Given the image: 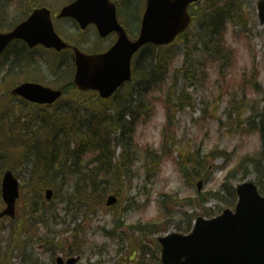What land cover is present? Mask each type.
<instances>
[{
    "label": "rangeland",
    "instance_id": "1",
    "mask_svg": "<svg viewBox=\"0 0 264 264\" xmlns=\"http://www.w3.org/2000/svg\"><path fill=\"white\" fill-rule=\"evenodd\" d=\"M21 1L2 0L4 12L3 17L0 15V19L4 22L5 20L8 22H14L16 19L18 22L24 20L23 15L16 11H19ZM47 1L56 8L63 5L66 0ZM70 1L72 0L65 3ZM30 2L41 3L45 0H30ZM119 3V19L127 24L131 33H135L141 17V4L137 8L139 11H134V3L127 0H119ZM256 6V1L251 2L250 6L243 10V16L240 19L236 17L234 24L229 26L226 42L230 56L223 60V62L226 61L224 64L217 62L213 71L208 64L203 67L204 60H201L202 58L196 53H192L190 57V60L196 61V68H186L187 65L183 59L187 48L186 43L179 40L172 45L177 54L174 58L168 56L164 59L169 71L166 79L168 82L160 83L156 92L143 97L144 101L157 106L155 117L149 123L139 127L136 135L142 149L145 145L159 149L165 134L168 137L175 134L179 143L175 149L171 143L168 145L167 150H171L172 154L161 163L156 158L145 157L141 152L134 155L133 164L127 158L124 163L120 157L124 152L126 155V151L123 148H116V167L108 173L107 186L108 195L116 189L120 190L121 203L118 208L111 211L102 204L98 205L94 211L95 214L90 216L92 221L84 224L89 230L86 237L79 238L80 242H86L83 248L84 258L80 264H123L120 262L123 253L127 259H134L130 264H141V260L146 262L145 264H159L160 247L157 238L178 232V225L181 228L188 227L191 215L211 219L208 215H212L221 208L226 209L228 207L226 205L234 200L229 190L231 184L237 187L246 181L259 180L261 187L264 188V165L260 166L261 170H253L249 168L250 165H243L241 162L245 155L260 153L261 146L254 151H246L255 143L251 138L253 134H258L259 139L260 134L256 131L249 135L246 132L242 133L243 130L250 129V125L246 122L239 125L238 122L239 107L244 111L243 119L253 112L257 124L264 121V93L252 94L249 82L246 84V89L240 88L241 84L239 85L241 77L246 72H249L248 76H251L253 69L256 68L260 72V84L264 88V25L258 22ZM203 9V6H199L197 11H194L196 16L200 15ZM58 27L65 34H63L65 38L71 37L72 34L73 39L81 38L72 22H60ZM193 29L192 27L191 33H194ZM89 32L91 33L88 35L87 32L84 34V36L87 35L84 40L88 41L82 45L85 51L94 52L100 47L107 49L115 41V38L111 37L101 42L94 30ZM138 32L139 30L135 33L136 36ZM18 51L17 48L14 49V52ZM167 52L168 50H165L161 53L167 54ZM32 58L36 63L32 62L29 67L22 66L17 71L24 72L27 68L37 70L46 84L56 83V77L52 75V72L58 65V60L53 59L50 62L47 60L48 54L39 50L32 54ZM223 65L225 72L220 70ZM136 67L139 70V67ZM142 68H148L146 62H143ZM64 69L67 70L68 67ZM141 69L139 76L144 72ZM203 69L208 70V78H195L188 89L193 99L191 104L190 97L184 90L189 87V83L185 82L184 77L186 74H195L196 70ZM27 75L28 77L38 76L35 72ZM175 84L178 86L172 97L178 109L170 110L172 125L164 133L167 115L163 101L168 94L172 93L171 89ZM10 88L0 75V169L2 167L12 169L19 177L21 184L25 186L17 206V217L26 220L27 213L34 209L39 198L30 187V183L42 185L41 180L33 178V174L36 173V146L43 144L49 131L42 125L44 123L42 119L35 116L36 112H39L38 108L25 107L6 99ZM221 92L223 96L220 98ZM244 93L247 95L245 106L239 105ZM53 111L54 109L49 111V114ZM73 147L74 144L71 148ZM179 151L185 154L179 155ZM212 151H215V154ZM198 152L202 155L196 160L194 157ZM176 170L181 174L183 181L179 197L170 183L171 173ZM165 172L170 173L169 179H162V174ZM200 179H203L205 184L202 190L198 191L197 182ZM226 181L231 183L222 186ZM68 188L69 185L66 186V189ZM217 190H220L219 199L214 198V192ZM63 195L64 199L66 191ZM203 206L208 215L202 210ZM233 207L234 205L230 208L234 209ZM2 209L0 179V211ZM135 213H141V215L131 219ZM157 214L162 217L161 221L158 219L157 222L150 224L151 226H146L147 224L143 221ZM135 222L138 223L140 232L129 227ZM10 223H12L10 220H0V264H9V262L24 264L20 258H15L21 252L17 250L18 248L13 251V246L20 245L22 240H18L15 244ZM39 228L42 234L48 231L44 225ZM56 230L63 231V228L57 227ZM104 230L112 232L107 234L103 232ZM62 238V245L67 249L75 248V244L67 240L69 233H64ZM123 245L126 246L118 252V248ZM41 247L37 246L35 258L40 264H52L53 253L45 252L41 250ZM104 251L106 253L101 255Z\"/></svg>",
    "mask_w": 264,
    "mask_h": 264
},
{
    "label": "water",
    "instance_id": "2",
    "mask_svg": "<svg viewBox=\"0 0 264 264\" xmlns=\"http://www.w3.org/2000/svg\"><path fill=\"white\" fill-rule=\"evenodd\" d=\"M198 0H147L139 38L131 42L119 26L115 16V5L109 0H81L79 4L65 8L60 18L76 17L83 27L89 22L98 26L104 37L111 32L118 34L115 46L102 55H85L74 49L77 65L76 86L82 91L96 90L102 98H109L119 87L131 79L133 56L148 43L167 45L183 33L190 25L188 8ZM261 22H264V2L259 5ZM108 14V15H107ZM15 38L26 40L30 46L42 43L57 50L67 48L54 33L50 13L40 10L31 19L8 35H0V53ZM28 101L38 104H53L62 91H52L36 84H24L13 92ZM201 186V184H200ZM3 198L8 208L2 216L14 217L18 198V182L11 172L3 178ZM237 213L225 212L218 219L205 222L198 220L191 236L172 235L161 239L163 264H249L245 259L248 252L253 264H264V199L257 196L252 184H244L238 190ZM51 198V192H47ZM115 202L110 198L108 205ZM210 258V259H209ZM183 259H185L183 261ZM71 261L70 264H74Z\"/></svg>",
    "mask_w": 264,
    "mask_h": 264
},
{
    "label": "trees",
    "instance_id": "3",
    "mask_svg": "<svg viewBox=\"0 0 264 264\" xmlns=\"http://www.w3.org/2000/svg\"><path fill=\"white\" fill-rule=\"evenodd\" d=\"M250 1L253 0H204V9L195 20L196 33H187L185 39L201 43L206 61H211V64L223 61L227 55L226 33L229 24L234 22L237 14ZM156 52L152 46L141 51L134 64L138 66L137 61L141 60L146 62L148 68L141 69L144 71L141 76L137 74L139 71H135L133 82L111 101L103 102L94 95L86 97L75 94V98L68 96L58 103L52 114H49V109L38 107L40 113L37 111L35 116L42 119V125L49 131V135L44 138L43 144L36 146L34 178L41 179L46 187L55 188L57 193L60 190V177L72 178L75 198L85 203L92 198L97 203L107 195V176L116 167V147L121 146L128 156L124 152L121 161L127 158L133 164L134 155L141 152L146 157L156 158L160 163L162 157L158 153L149 148L140 149L134 139L138 126L147 122L154 111L153 104L144 101V95L156 92L160 83L168 82L166 61L161 59L160 52ZM170 56L174 57L175 53ZM190 56L188 53L186 63ZM203 76H207V73L204 72ZM186 78L189 83L193 81L187 74ZM177 86L175 84L172 87V93L164 101L168 112L178 109L172 97ZM259 88L256 73L253 75V89ZM135 95L139 97L136 101L133 100ZM246 98L244 95L241 105ZM22 105L35 107L25 103ZM238 112L240 117L241 109ZM127 116H131V121H128ZM261 133L264 146V127H261ZM172 139L175 142V136ZM168 143L169 139L164 138V145ZM262 154L264 158V149ZM89 155L92 156L91 162L85 163L83 156ZM250 162L257 167L261 164L259 158L250 159Z\"/></svg>",
    "mask_w": 264,
    "mask_h": 264
},
{
    "label": "clouds",
    "instance_id": "4",
    "mask_svg": "<svg viewBox=\"0 0 264 264\" xmlns=\"http://www.w3.org/2000/svg\"><path fill=\"white\" fill-rule=\"evenodd\" d=\"M255 143L254 145L251 147V148H248L246 149V151H254L258 148H260V139H259V135L258 134H253V136L251 137ZM169 176H170V173L169 172H165L162 174V179H169ZM171 180H170V183H171V187L172 189L176 190L177 192V196L179 197L180 195V188L182 187V176L181 174L179 173L178 170L174 171L171 173ZM139 215H141V213H135L133 214V216L131 217V219H136L139 217Z\"/></svg>",
    "mask_w": 264,
    "mask_h": 264
}]
</instances>
